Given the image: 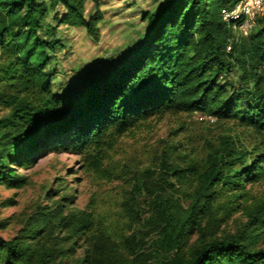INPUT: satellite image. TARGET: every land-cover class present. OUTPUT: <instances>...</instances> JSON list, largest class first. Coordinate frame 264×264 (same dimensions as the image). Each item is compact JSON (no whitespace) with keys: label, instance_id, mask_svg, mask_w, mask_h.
<instances>
[{"label":"trees","instance_id":"trees-1","mask_svg":"<svg viewBox=\"0 0 264 264\" xmlns=\"http://www.w3.org/2000/svg\"><path fill=\"white\" fill-rule=\"evenodd\" d=\"M87 2L96 5L89 15ZM235 2L164 0L143 12L147 31L136 48L128 47L122 59L80 91L67 93L55 90L53 60L64 46L57 28H83L97 38L103 20L99 0H0V184L23 183L14 166L29 168L60 148L82 153L101 145L108 133L122 135L165 113L237 119L264 135V13L252 32L236 42L221 16ZM230 144L195 173L197 185L187 207L148 184L136 186L149 209L142 219L147 236L140 238L136 229L125 238V252L94 232L90 213L66 212L70 196L62 194L54 208L29 216L23 234L0 236V264H264V245L258 246L264 201L234 235L205 236L211 204L221 198L230 203L244 183L264 178V146ZM181 171L166 164L163 181ZM127 211L132 218L145 215L132 206ZM193 230L198 239L188 247ZM55 231L68 233L59 238ZM74 238H84L86 245L77 258Z\"/></svg>","mask_w":264,"mask_h":264},{"label":"rangeland","instance_id":"rangeland-1","mask_svg":"<svg viewBox=\"0 0 264 264\" xmlns=\"http://www.w3.org/2000/svg\"><path fill=\"white\" fill-rule=\"evenodd\" d=\"M163 1L99 0L103 20L98 25L97 38L83 28L60 25L57 36L64 46L57 50L53 60L55 90L80 91L95 74L122 59L128 47L136 48L147 31L143 12L154 10ZM95 10L96 5L87 2L86 15ZM229 141L233 147L252 149L264 146V135L237 119L218 120L195 112L165 113L138 123L122 135L108 133L101 145L82 153L60 148L29 168L14 166L24 181L20 186L0 184V236L10 239L23 234L30 226L28 219L33 212L54 208L60 196L67 194L70 207L66 212L90 213L94 232L106 236L125 252V238L136 229L140 230V238L147 236L142 219L147 218L149 209L147 200L137 196L136 186L148 184L187 207L197 185L195 173L202 171L208 157ZM168 163L183 170L168 176L172 187L163 181V167ZM190 167L195 171L187 170ZM240 192L238 197H231L230 203L221 198L209 206L204 221L208 222L206 237L226 238L241 229L249 213L264 201V178L244 183ZM128 206L136 214L145 215L141 219L128 216ZM67 233L55 231L59 238ZM197 239L198 232L191 231L187 246H193ZM39 240L42 244L45 239ZM72 240L76 248L74 257L82 256L84 238ZM259 241L258 246L264 245V231Z\"/></svg>","mask_w":264,"mask_h":264},{"label":"built area","instance_id":"built-area-1","mask_svg":"<svg viewBox=\"0 0 264 264\" xmlns=\"http://www.w3.org/2000/svg\"><path fill=\"white\" fill-rule=\"evenodd\" d=\"M263 13L264 0H237L232 6L224 9L221 16L222 20L231 26L233 39L237 42L252 32L256 27L257 18Z\"/></svg>","mask_w":264,"mask_h":264}]
</instances>
